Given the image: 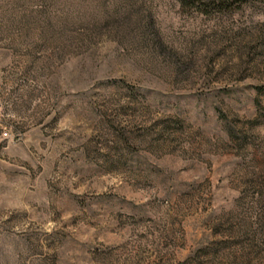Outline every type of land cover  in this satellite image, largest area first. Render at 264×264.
<instances>
[{"label": "rangeland", "instance_id": "rangeland-1", "mask_svg": "<svg viewBox=\"0 0 264 264\" xmlns=\"http://www.w3.org/2000/svg\"><path fill=\"white\" fill-rule=\"evenodd\" d=\"M217 1L0 0V264H264V0Z\"/></svg>", "mask_w": 264, "mask_h": 264}, {"label": "trees", "instance_id": "trees-1", "mask_svg": "<svg viewBox=\"0 0 264 264\" xmlns=\"http://www.w3.org/2000/svg\"><path fill=\"white\" fill-rule=\"evenodd\" d=\"M183 6H195L205 12L209 11V7H214L216 4H218L217 0H213L209 3H206L205 7H200L203 0H178ZM205 4V3H204Z\"/></svg>", "mask_w": 264, "mask_h": 264}]
</instances>
